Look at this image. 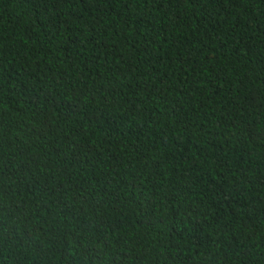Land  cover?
<instances>
[{"label":"trees","instance_id":"1","mask_svg":"<svg viewBox=\"0 0 264 264\" xmlns=\"http://www.w3.org/2000/svg\"><path fill=\"white\" fill-rule=\"evenodd\" d=\"M0 264H264V0H0Z\"/></svg>","mask_w":264,"mask_h":264}]
</instances>
